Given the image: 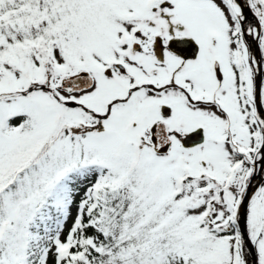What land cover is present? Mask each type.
<instances>
[{
    "label": "snow or ice",
    "instance_id": "1",
    "mask_svg": "<svg viewBox=\"0 0 264 264\" xmlns=\"http://www.w3.org/2000/svg\"><path fill=\"white\" fill-rule=\"evenodd\" d=\"M0 264H264V0H0Z\"/></svg>",
    "mask_w": 264,
    "mask_h": 264
}]
</instances>
